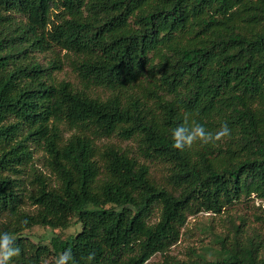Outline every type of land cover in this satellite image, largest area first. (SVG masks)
<instances>
[{
    "label": "trees",
    "instance_id": "1",
    "mask_svg": "<svg viewBox=\"0 0 264 264\" xmlns=\"http://www.w3.org/2000/svg\"><path fill=\"white\" fill-rule=\"evenodd\" d=\"M63 67L79 87L56 80ZM197 123L231 134L175 148L177 125ZM251 197L264 199V0H0V231L20 248L9 264H56L66 249L69 264H147L189 216ZM229 217L213 258L193 249L183 264H264V207L256 226ZM72 225L49 246L23 236Z\"/></svg>",
    "mask_w": 264,
    "mask_h": 264
},
{
    "label": "rangeland",
    "instance_id": "2",
    "mask_svg": "<svg viewBox=\"0 0 264 264\" xmlns=\"http://www.w3.org/2000/svg\"><path fill=\"white\" fill-rule=\"evenodd\" d=\"M39 60L44 61L43 56L39 57ZM47 60V59H45ZM56 80H65L73 85L79 87L78 81L74 74L68 67H63L61 71L55 74ZM95 94L106 97L107 93L101 90H95ZM67 136V134H65ZM104 142L113 143L121 149L130 151L133 155L136 154V146L131 141H122L116 138L104 140ZM43 153L35 150L33 153V164L36 168L47 174L43 168ZM146 165L150 166L151 175L157 180L162 175V170L159 165L155 163L145 162ZM264 207V199H257L251 197L249 200H245L236 203L219 215H213L211 213L200 212L195 215L189 216L186 219L184 226L180 230V238L175 245H173L165 255L156 254L152 256L147 264H168L171 260L175 264H183L187 262L191 255V250H195L206 259L210 260L215 255V251L218 249L215 247L214 236L216 234L225 231L228 225L227 216H230V220L234 224H238L240 219H245L248 224L256 226L252 223L254 214H260ZM156 218H153V220ZM79 231L78 225H72L66 230H51L47 227H32L29 230L23 232V236L28 240L49 246L50 238L54 235H58L62 238L75 234ZM51 258L46 259L43 264H55Z\"/></svg>",
    "mask_w": 264,
    "mask_h": 264
},
{
    "label": "clouds",
    "instance_id": "3",
    "mask_svg": "<svg viewBox=\"0 0 264 264\" xmlns=\"http://www.w3.org/2000/svg\"><path fill=\"white\" fill-rule=\"evenodd\" d=\"M231 134V130L227 123L221 125L219 132L213 135L205 131V128L201 124H195L192 127H188L185 124H179L172 132L173 146L177 149L183 150L187 146L198 140L201 143H208L210 140H218L221 137H227ZM14 238L10 233L6 231H0V264H9L13 257H16L20 253V248L14 246ZM72 259V253L70 250H65L59 255L56 260V264H69Z\"/></svg>",
    "mask_w": 264,
    "mask_h": 264
}]
</instances>
